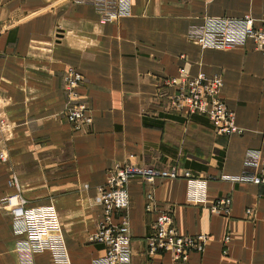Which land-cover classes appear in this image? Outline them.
<instances>
[{
    "label": "crops",
    "instance_id": "0c3cea01",
    "mask_svg": "<svg viewBox=\"0 0 264 264\" xmlns=\"http://www.w3.org/2000/svg\"><path fill=\"white\" fill-rule=\"evenodd\" d=\"M246 16L264 30V0H132L131 15L113 24H102L95 8L80 0H0V119L9 125L8 160H0V264H19L21 236L1 206L15 192L13 175L27 210L57 213L71 264H94L105 253L89 241L102 220L97 188L126 164L174 167L208 182L206 204L194 205L183 178L130 180L125 214L132 264H264V186L221 179L245 172L248 150L264 156L262 55L252 41L202 50L190 40L206 18ZM70 69L84 77L79 99L93 121L85 134L74 133L64 116ZM182 69L191 78H222V98L242 135L218 136L206 115L169 110L176 88L168 81ZM149 192L161 208L173 207L179 234L209 237L202 254L191 253L186 262L147 256L156 219L146 211ZM221 197L232 199L229 217L211 213ZM34 262L52 264L49 253Z\"/></svg>",
    "mask_w": 264,
    "mask_h": 264
},
{
    "label": "built area",
    "instance_id": "2783aa9c",
    "mask_svg": "<svg viewBox=\"0 0 264 264\" xmlns=\"http://www.w3.org/2000/svg\"><path fill=\"white\" fill-rule=\"evenodd\" d=\"M91 4L102 24L117 23L128 17L132 11V0H80ZM190 40L202 50H225L244 46L252 41L262 55L264 65V30L255 27L254 20L244 18H206L199 28L192 29ZM84 77L74 69L67 71L64 78V91L67 96L64 116L74 133L85 134L90 131L93 121L87 104L79 99V87ZM168 85L176 88L168 96V108L172 112L206 115L213 125L215 134L222 137L242 135L243 130L236 124L235 114L230 111L222 98L223 80L219 76L208 77L200 74L189 77L180 70V77L170 79ZM9 125L0 119V160L5 162L8 155L4 148V134ZM245 172L237 177L221 179L233 184L264 186V156L258 150H248L244 161ZM139 178L147 184L155 180L183 178L187 180V200L194 205L207 202L208 182L206 179L192 176L189 172L178 174L177 168L157 170L138 167L131 164L118 166L109 172L106 183L97 188L96 204L102 210V220L96 231L89 237L93 244L104 248V256L94 264H132L131 228L125 211L130 206L128 185L131 179ZM14 194L6 197L1 206L10 210L16 234L21 236L16 246L19 264H35L34 257L49 253L52 264H71L62 236L61 224L53 208L27 210V200L21 194V186L16 175L9 182ZM146 211L155 213L156 219L146 240L148 257L160 253L170 254L175 262H186L191 253L202 254L209 241L207 235L183 236L174 223L172 206L161 208L152 193L147 195ZM232 199L221 197L211 207L213 215L229 217ZM252 219L253 211H246ZM119 220L118 223L116 221ZM229 238H226V242Z\"/></svg>",
    "mask_w": 264,
    "mask_h": 264
}]
</instances>
